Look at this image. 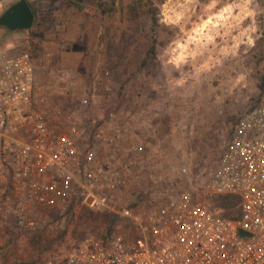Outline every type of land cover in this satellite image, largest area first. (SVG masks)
I'll return each mask as SVG.
<instances>
[{
  "label": "rangeland",
  "instance_id": "obj_1",
  "mask_svg": "<svg viewBox=\"0 0 264 264\" xmlns=\"http://www.w3.org/2000/svg\"><path fill=\"white\" fill-rule=\"evenodd\" d=\"M26 1L30 31L0 27V50L31 55L34 108L94 149L96 193L115 183L114 212L149 221L201 190L264 86V0ZM12 194L0 176V264H59L83 232L122 223L78 200L39 209L37 228L23 230L2 211Z\"/></svg>",
  "mask_w": 264,
  "mask_h": 264
},
{
  "label": "built area",
  "instance_id": "obj_2",
  "mask_svg": "<svg viewBox=\"0 0 264 264\" xmlns=\"http://www.w3.org/2000/svg\"><path fill=\"white\" fill-rule=\"evenodd\" d=\"M16 1L0 0V13ZM34 85L30 54L0 50V176H9L14 202L4 214L34 231L38 220L30 214L81 200L130 224L109 236L87 232L59 264H264V87L238 118L201 190L181 191L144 221L128 207L114 212L115 183L96 193V152L75 135L53 131L34 108ZM225 196L237 204L216 207Z\"/></svg>",
  "mask_w": 264,
  "mask_h": 264
},
{
  "label": "water",
  "instance_id": "obj_3",
  "mask_svg": "<svg viewBox=\"0 0 264 264\" xmlns=\"http://www.w3.org/2000/svg\"><path fill=\"white\" fill-rule=\"evenodd\" d=\"M34 15L26 0H17L0 16V27L9 31L29 32Z\"/></svg>",
  "mask_w": 264,
  "mask_h": 264
},
{
  "label": "trees",
  "instance_id": "obj_4",
  "mask_svg": "<svg viewBox=\"0 0 264 264\" xmlns=\"http://www.w3.org/2000/svg\"><path fill=\"white\" fill-rule=\"evenodd\" d=\"M30 7V6H29ZM31 9V8H30ZM152 43H154V38H153V36H152ZM153 46H151V48H150V52L149 53H151V54H153ZM31 56V55H30ZM32 58V57H31ZM33 59V58H32ZM264 87V86H263ZM257 103V102H256ZM7 179H8V183H9V185H10V187H11V183H10V180H9V176L7 175ZM9 191V190H8ZM9 195V193L8 192H6L5 193V195L3 196V198H5L6 196H8ZM71 203L72 202H76V200H72V201H70ZM237 204V198H235V197H233V196H225V197H221V199H218L217 200V202L215 203V206L216 207H219V208H222V209H225V210H228L229 208H232L234 205H236ZM88 210V209H87ZM96 213H99V212H96ZM101 213H107L108 214V212H101ZM116 215V214H115ZM116 217L117 218H119V221L121 222V218L119 217V216H117L116 215ZM122 225H123V229H125L128 225H130L129 224V222H123L122 221V223H121ZM114 225V224H113ZM113 225H111V227H110V229H107V231L104 233V234H106L107 236H109L110 234H112V233H114L115 232V226H113ZM85 232H83V234H82V236L81 237H79V238H77V240H80L82 237H84L85 236ZM104 234H102V235H104ZM32 248H35L36 247V242H35V240L33 241V243H32Z\"/></svg>",
  "mask_w": 264,
  "mask_h": 264
},
{
  "label": "flooded vegetation",
  "instance_id": "obj_5",
  "mask_svg": "<svg viewBox=\"0 0 264 264\" xmlns=\"http://www.w3.org/2000/svg\"><path fill=\"white\" fill-rule=\"evenodd\" d=\"M8 9V8H7ZM7 10H5V12H6Z\"/></svg>",
  "mask_w": 264,
  "mask_h": 264
}]
</instances>
